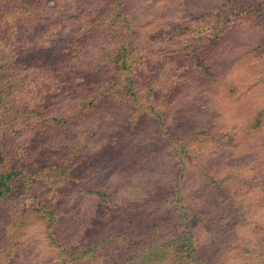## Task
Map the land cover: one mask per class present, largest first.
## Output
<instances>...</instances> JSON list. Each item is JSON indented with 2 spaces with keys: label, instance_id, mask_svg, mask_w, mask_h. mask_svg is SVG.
<instances>
[{
  "label": "rangeland",
  "instance_id": "374dc122",
  "mask_svg": "<svg viewBox=\"0 0 264 264\" xmlns=\"http://www.w3.org/2000/svg\"><path fill=\"white\" fill-rule=\"evenodd\" d=\"M0 264H264V0H0Z\"/></svg>",
  "mask_w": 264,
  "mask_h": 264
}]
</instances>
